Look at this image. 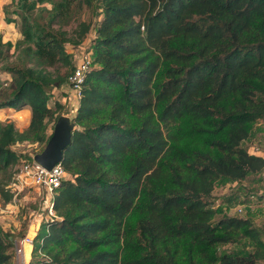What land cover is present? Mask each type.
<instances>
[{"label":"trees","instance_id":"trees-1","mask_svg":"<svg viewBox=\"0 0 264 264\" xmlns=\"http://www.w3.org/2000/svg\"><path fill=\"white\" fill-rule=\"evenodd\" d=\"M99 2L95 25L80 20L73 32L62 25L92 0L4 6L7 21L20 18L21 38L0 36V60L16 52L15 63H3L9 78L0 108L31 110L22 130L14 119L0 120L4 202L13 197V166L31 158L13 146L44 147L48 122L53 128L61 115V104L52 108L48 99L74 69L68 44L92 47L60 160L67 175L53 199L60 218L41 222L36 261L264 264L253 217L215 218L211 206L216 183L264 169V157L249 151L264 118V0ZM13 236L0 228V264L13 256ZM244 238L251 250L218 249Z\"/></svg>","mask_w":264,"mask_h":264},{"label":"rangeland","instance_id":"rangeland-1","mask_svg":"<svg viewBox=\"0 0 264 264\" xmlns=\"http://www.w3.org/2000/svg\"><path fill=\"white\" fill-rule=\"evenodd\" d=\"M101 15L102 8L99 0H92V4L90 6H84L74 17H71L68 22L64 23L62 28L66 29L68 32H73L80 20H85L90 22L92 25H95ZM16 21L18 23L20 22V18L18 16H16ZM58 25L54 27L57 28ZM79 47H81V44L74 49L71 44H68V50L72 53V56L76 54ZM90 48L92 49V47ZM73 60L75 61V59H72V62L74 63ZM15 62L16 52L14 51V48H11L6 61L0 60V85H2V87L8 86L5 82L7 79V72L2 70L3 63L4 65H12ZM59 69L60 72H64L65 70L69 71V69L65 66H60ZM65 84L67 83L65 82ZM56 102H58V100H56L55 97H49L48 103L52 108H55ZM58 111H64L63 105H61ZM9 118L13 119L9 116L5 120ZM22 120L23 119L15 115L14 121L18 124L17 127L20 130L27 126H25L26 122H22ZM52 130V122H48L47 132L51 133ZM259 135L262 139H264V132H259ZM251 144L249 143V150H251ZM260 146L257 153H263L264 151V149L262 150ZM262 147H264V145H262ZM40 148H43V146L28 142L18 143L13 146V149L16 151H22L25 154L32 153ZM26 191L28 192L27 195H17L16 198L13 200L11 199L9 202H4L0 196V228L3 231H7L8 233L14 235V238H21L26 234L33 235L34 244L38 245V238L35 239L36 234H33V226L31 224L37 212L43 211L44 207L42 206L44 204L41 200L43 194L40 193V195H37L34 191ZM211 201V206L216 210L215 218L220 217L222 214L252 216L254 223L259 228L261 238L264 240V169L259 173H251L241 180L228 179L219 181L215 184L212 191ZM239 208L242 209L240 212L238 211ZM44 231L45 229L42 228L40 233H44ZM34 248L35 246L25 245V258L26 263L28 264L30 263L31 253H33L35 261L40 255L39 252L33 251ZM252 248L253 246L249 243L248 239L245 238L240 239L238 242L221 244L218 247L220 250L224 249L227 251H239V249L251 250ZM10 251L13 256L8 264H20L19 260L14 257L13 246L10 248Z\"/></svg>","mask_w":264,"mask_h":264},{"label":"built area","instance_id":"built-area-1","mask_svg":"<svg viewBox=\"0 0 264 264\" xmlns=\"http://www.w3.org/2000/svg\"><path fill=\"white\" fill-rule=\"evenodd\" d=\"M78 49L73 56V59H75V61L73 60L74 69L67 76L66 83L73 88L76 96L79 98L85 75L92 66V51L87 43H82ZM258 150V146L253 144L249 151L257 154ZM35 153V151L29 153L31 158H22L13 166L12 178L7 185V188L12 193V200L17 195H27L28 192L26 190L34 191L37 195H40V193L43 194L41 200L44 205L41 206L44 208L42 212H37L33 218L31 224L33 226V234L38 232L42 221L47 222L60 218L53 208V199L59 187H61L63 179L67 176L60 161L51 168H46L34 160L33 156ZM241 210V208L238 209L239 212ZM26 244L30 246L34 245L33 235L26 234L21 238L13 239V254L19 260L20 264H28L25 258ZM38 252L40 251L38 250ZM31 259L32 253L30 254L29 264H42L39 261Z\"/></svg>","mask_w":264,"mask_h":264},{"label":"crops","instance_id":"crops-1","mask_svg":"<svg viewBox=\"0 0 264 264\" xmlns=\"http://www.w3.org/2000/svg\"><path fill=\"white\" fill-rule=\"evenodd\" d=\"M10 2L11 0H0V36L3 41L10 40L12 43H14L17 39L21 38V33L19 30V23L16 21V15H12L14 19L13 21H7L5 19L7 13L4 11V6L9 5ZM86 42L88 43V41ZM6 78H9V74L6 75ZM50 93V97H55L56 100H58V102L63 105L64 111H61V114L68 115L72 118L75 115L76 108L79 103V98L76 96L73 88L70 85L64 83L60 86L53 87L50 90ZM15 115L23 119L22 122H26V126L30 120L31 110L29 106H24L20 109H16L11 106H4L0 108V120H5L9 116L15 120ZM16 125L18 126L17 123ZM259 132H264V118L256 122L254 133L249 141L250 144L252 143L251 145H261L260 147L263 150L264 147H262V145H264V139L261 138ZM257 154H261L264 157V151L263 153Z\"/></svg>","mask_w":264,"mask_h":264},{"label":"water","instance_id":"water-1","mask_svg":"<svg viewBox=\"0 0 264 264\" xmlns=\"http://www.w3.org/2000/svg\"><path fill=\"white\" fill-rule=\"evenodd\" d=\"M74 128L75 123L73 118L64 114L59 115L44 147L34 154V160L46 168H51L59 162L64 148L70 143Z\"/></svg>","mask_w":264,"mask_h":264}]
</instances>
